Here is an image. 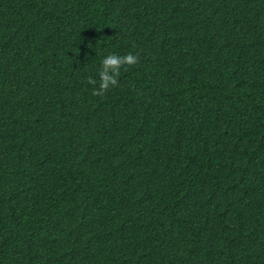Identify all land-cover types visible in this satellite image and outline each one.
<instances>
[{
  "label": "trees",
  "instance_id": "trees-1",
  "mask_svg": "<svg viewBox=\"0 0 264 264\" xmlns=\"http://www.w3.org/2000/svg\"><path fill=\"white\" fill-rule=\"evenodd\" d=\"M0 264H264V0H0Z\"/></svg>",
  "mask_w": 264,
  "mask_h": 264
},
{
  "label": "clouds",
  "instance_id": "clouds-1",
  "mask_svg": "<svg viewBox=\"0 0 264 264\" xmlns=\"http://www.w3.org/2000/svg\"><path fill=\"white\" fill-rule=\"evenodd\" d=\"M140 61L139 53L129 52L125 55L109 54L102 60V68L99 72L100 82L99 88H94L93 95L103 96L110 87L118 84V78L121 74V69L127 71L125 66H134ZM88 83L96 85L97 81L92 77L88 78Z\"/></svg>",
  "mask_w": 264,
  "mask_h": 264
}]
</instances>
